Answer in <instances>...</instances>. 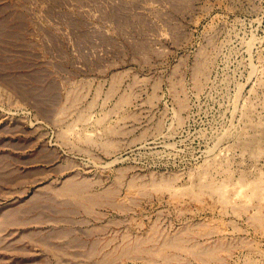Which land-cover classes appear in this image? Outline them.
<instances>
[{
    "label": "rangeland",
    "instance_id": "obj_1",
    "mask_svg": "<svg viewBox=\"0 0 264 264\" xmlns=\"http://www.w3.org/2000/svg\"><path fill=\"white\" fill-rule=\"evenodd\" d=\"M107 261L264 264V0H0V264Z\"/></svg>",
    "mask_w": 264,
    "mask_h": 264
},
{
    "label": "bare ground",
    "instance_id": "obj_2",
    "mask_svg": "<svg viewBox=\"0 0 264 264\" xmlns=\"http://www.w3.org/2000/svg\"><path fill=\"white\" fill-rule=\"evenodd\" d=\"M228 197H229V196H228ZM226 198H227V197H226ZM226 198H225V199H226ZM225 199H223V200H225ZM227 199H230V198H227ZM226 201H228V200H226ZM80 202H83V200H80ZM109 255H110V254H109ZM113 255H114V254H113ZM113 255H112V258H115V257H113ZM115 255H116V254H115ZM120 256H121V255H120ZM120 256H119V257H120ZM110 257H111V256H110ZM110 257H109V258H110ZM109 258H107V259L109 260ZM112 258H111V259H112ZM116 258H117V256H116ZM112 261H113V260H112ZM112 261H107V262H109V263H107V264H110ZM133 261H134V260H133ZM111 264H112V263H111Z\"/></svg>",
    "mask_w": 264,
    "mask_h": 264
}]
</instances>
